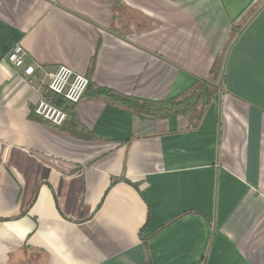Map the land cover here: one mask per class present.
I'll list each match as a JSON object with an SVG mask.
<instances>
[{
    "label": "crops",
    "instance_id": "0c3cea01",
    "mask_svg": "<svg viewBox=\"0 0 264 264\" xmlns=\"http://www.w3.org/2000/svg\"><path fill=\"white\" fill-rule=\"evenodd\" d=\"M237 27L193 130L98 94L172 99ZM16 44L35 89L6 61ZM60 66L90 80L75 106L43 80ZM0 264H264V0H0Z\"/></svg>",
    "mask_w": 264,
    "mask_h": 264
},
{
    "label": "trees",
    "instance_id": "16d2710c",
    "mask_svg": "<svg viewBox=\"0 0 264 264\" xmlns=\"http://www.w3.org/2000/svg\"><path fill=\"white\" fill-rule=\"evenodd\" d=\"M241 30L242 27L234 28L214 60L208 78L199 79L187 91L172 99L159 102L140 100L104 88H99L98 94L118 103L125 111L136 115L144 121L167 120L173 116H185L189 122L188 130H193L198 127L215 97L225 88L226 59L237 33H240ZM93 66L94 61L92 62ZM73 133L81 139H91V133L88 136L85 127L81 126L73 130ZM133 185L136 184L133 183Z\"/></svg>",
    "mask_w": 264,
    "mask_h": 264
},
{
    "label": "built area",
    "instance_id": "2783aa9c",
    "mask_svg": "<svg viewBox=\"0 0 264 264\" xmlns=\"http://www.w3.org/2000/svg\"><path fill=\"white\" fill-rule=\"evenodd\" d=\"M27 57L28 54L22 44H16L8 54L6 61L13 67L22 69L24 80L35 89L34 76L37 72H42L43 68L39 65L27 64ZM43 80L47 81L48 89L55 96L71 106L77 105L83 99L90 85L88 77L65 66H60L54 72L45 74ZM35 114L58 127L63 126L68 119L67 112L45 98L37 103Z\"/></svg>",
    "mask_w": 264,
    "mask_h": 264
},
{
    "label": "water",
    "instance_id": "95a60500",
    "mask_svg": "<svg viewBox=\"0 0 264 264\" xmlns=\"http://www.w3.org/2000/svg\"><path fill=\"white\" fill-rule=\"evenodd\" d=\"M63 100L60 98L59 101L57 102V104H60Z\"/></svg>",
    "mask_w": 264,
    "mask_h": 264
}]
</instances>
